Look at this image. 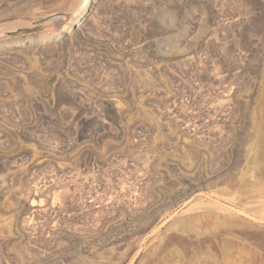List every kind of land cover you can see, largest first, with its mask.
<instances>
[{"label": "rangeland", "instance_id": "obj_1", "mask_svg": "<svg viewBox=\"0 0 264 264\" xmlns=\"http://www.w3.org/2000/svg\"><path fill=\"white\" fill-rule=\"evenodd\" d=\"M57 11L0 38V264H264V0H0V30Z\"/></svg>", "mask_w": 264, "mask_h": 264}, {"label": "water", "instance_id": "obj_2", "mask_svg": "<svg viewBox=\"0 0 264 264\" xmlns=\"http://www.w3.org/2000/svg\"><path fill=\"white\" fill-rule=\"evenodd\" d=\"M58 16L68 17L70 16V13L66 11H57L52 14L50 13L49 15L45 17L33 20L27 25H18V26H13L11 28H7V29H2L0 30V38L5 37V36L19 34V33H24V32H31L35 30L41 23L47 20L53 19V18H57Z\"/></svg>", "mask_w": 264, "mask_h": 264}, {"label": "bare ground", "instance_id": "obj_3", "mask_svg": "<svg viewBox=\"0 0 264 264\" xmlns=\"http://www.w3.org/2000/svg\"><path fill=\"white\" fill-rule=\"evenodd\" d=\"M90 1H92V0H85V2H86V4L88 5V3L90 2ZM52 14V13H51ZM58 17H60V16H58ZM83 19V18H82ZM82 121H84V120H82Z\"/></svg>", "mask_w": 264, "mask_h": 264}]
</instances>
